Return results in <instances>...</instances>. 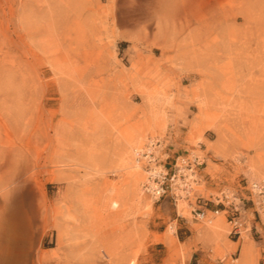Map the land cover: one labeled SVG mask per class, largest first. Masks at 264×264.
Masks as SVG:
<instances>
[{"label":"rangeland","instance_id":"obj_1","mask_svg":"<svg viewBox=\"0 0 264 264\" xmlns=\"http://www.w3.org/2000/svg\"><path fill=\"white\" fill-rule=\"evenodd\" d=\"M156 136L201 199L143 190ZM260 179L264 0H0V264H264Z\"/></svg>","mask_w":264,"mask_h":264},{"label":"built area","instance_id":"obj_2","mask_svg":"<svg viewBox=\"0 0 264 264\" xmlns=\"http://www.w3.org/2000/svg\"><path fill=\"white\" fill-rule=\"evenodd\" d=\"M167 137H153L147 144L134 150L135 161L142 166L146 176L142 184L143 190L157 200L164 198L178 206L181 200H190L192 197L201 199L197 194V185L200 182V168L205 162L204 157L194 150L170 156L165 153ZM166 154V156H163ZM247 198L253 205L257 206V212L264 213V179L245 181L242 186ZM222 202L232 223L234 232L241 231V203L233 202L228 197H222L217 203ZM198 217L205 216V210L194 209ZM219 208L212 212L218 213Z\"/></svg>","mask_w":264,"mask_h":264},{"label":"bare ground","instance_id":"obj_3","mask_svg":"<svg viewBox=\"0 0 264 264\" xmlns=\"http://www.w3.org/2000/svg\"><path fill=\"white\" fill-rule=\"evenodd\" d=\"M109 202V203H108ZM106 202V205L111 209V213H114V211L118 210L120 207V200L119 199H110ZM115 214V213H114ZM212 219H209L211 221ZM250 248V247H249ZM248 246L243 247L242 250V258L238 259L236 264H248L249 262V255H250V249ZM250 264V263H249Z\"/></svg>","mask_w":264,"mask_h":264},{"label":"crops","instance_id":"obj_4","mask_svg":"<svg viewBox=\"0 0 264 264\" xmlns=\"http://www.w3.org/2000/svg\"><path fill=\"white\" fill-rule=\"evenodd\" d=\"M218 221H220V218H219V220Z\"/></svg>","mask_w":264,"mask_h":264}]
</instances>
